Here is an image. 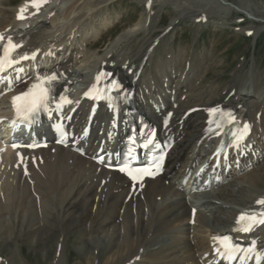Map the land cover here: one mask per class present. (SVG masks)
<instances>
[{"label":"bare ground","instance_id":"6f19581e","mask_svg":"<svg viewBox=\"0 0 264 264\" xmlns=\"http://www.w3.org/2000/svg\"><path fill=\"white\" fill-rule=\"evenodd\" d=\"M25 1L16 7L14 20L3 25L0 33L29 36L25 48L29 52L51 46L52 38L58 35L56 32L63 33L64 24L68 25L72 13L84 3L72 0L70 5L63 6V0H52L39 14L20 20L17 12ZM223 1L233 10L248 11L245 6ZM176 10L178 14L190 13L195 20L203 17L207 20L210 16L206 10L187 1H181ZM2 11L0 9V17ZM261 17L264 18V14ZM155 26L156 21L150 14L142 31L148 37ZM75 31L66 32L70 41L67 49L54 48L47 54L52 56L58 51V60L70 57L82 62L76 69L71 62L61 64L67 70L60 82L61 93L78 105L70 119L76 135L71 140L77 143L67 148L51 143L36 151L26 149L18 153L19 159L15 160L19 166L10 167V171L0 176V236L10 245L13 239L29 234L33 243L43 245L57 235L58 252L52 264H61L67 227L74 223L89 233L87 253L83 247L79 249L84 254L79 263L93 262L107 245L106 250L113 256L114 264H208L214 258L212 236L226 232L238 214L255 206L261 196L247 197L246 183L264 176V114L261 113L264 93H255V86L252 91H239L233 84L227 98L216 103L219 86L215 83L203 85L213 59L207 53L202 52L188 64L183 63L188 59L187 52L174 55L168 43L164 54L155 60L159 39L152 37L143 50L136 51L132 44L134 35L128 37V33L119 35L114 46L105 52L95 51L93 57L96 59L88 60L85 53L82 54L83 48L94 46L96 42L91 44V40H97L101 34L88 30L77 38ZM171 32L168 28L165 34ZM36 64L42 66L39 58ZM28 65L30 71L33 70L30 63ZM101 68L108 69L132 86L137 106L159 125L164 137L174 138L176 142L165 172L155 179H146L142 188L133 189L124 175L106 170L92 160L95 148L106 146L101 144L106 136L99 132L102 124L108 127L107 131L111 129L110 113L98 109L93 133L83 135L91 104L81 100L79 86L82 81L76 79L83 74L95 75ZM1 98L0 117L6 115L7 110L2 108L9 107L10 103L8 97ZM217 105L233 110L239 117L241 114L246 116L252 124L253 135L237 155L241 163L233 160L228 163L233 171L226 172V165L208 161L205 172L194 179L198 172V169L193 171L194 164L207 160L203 159L202 153L215 142L213 132L205 135L204 127L206 112ZM169 113L172 114L170 124L163 127ZM5 147L8 149L0 154V158L4 159L5 167H9L14 150ZM213 168L215 173L211 176L219 177L218 184L205 185ZM189 171L196 185L190 189L187 198L181 188V179ZM172 193L180 197L167 201ZM229 199L235 201L238 208L224 206L223 202ZM193 209L196 213L191 222ZM225 209L230 213L225 214ZM210 215L214 217L212 221L207 218ZM250 237L260 243L258 254L261 257L258 261L255 256L250 264H264V226ZM2 260L11 264L9 259L0 256Z\"/></svg>","mask_w":264,"mask_h":264},{"label":"rangeland","instance_id":"374dc122","mask_svg":"<svg viewBox=\"0 0 264 264\" xmlns=\"http://www.w3.org/2000/svg\"><path fill=\"white\" fill-rule=\"evenodd\" d=\"M22 1L0 0V9L3 10L0 17V28L14 20L16 7ZM63 1L65 2L63 5L68 6L72 0ZM82 1L84 3H80L81 6L72 13L68 25L67 23L64 24L63 33L59 35L60 31H58L56 32V35H58L52 38L51 49L59 47L67 49L70 41H68L66 32L68 30L73 31V29H76L77 38H79L80 33L88 30H95L97 34H101V37L97 40H91V44L96 42L94 46L89 47L90 49L83 48L82 54L85 53L88 60L96 59L93 57L95 51L103 53L107 48L114 46V41L121 34L129 33L128 37L134 35L132 44L136 51L143 50L153 38L155 40L159 39L155 60L159 59L161 54H164L168 43H170L174 55L181 56L183 52H187L188 59L183 63L188 64L191 59L199 57L202 52L213 58L207 76L203 80V85L209 86L215 83L219 86V94L215 97L216 103H220L221 99L225 100L227 98L225 95L229 93V88L233 84L238 87L239 91H252L255 86V93H264L263 21L248 18L243 12L233 10L231 6L217 2L218 0H151L150 8H147L145 4L150 0ZM181 1L192 3L210 13L207 22L197 23L188 12L178 14L176 7ZM230 2L231 5L240 4L245 6L248 10L245 12L252 13L251 15L256 19H264L261 17V14H264V0H230ZM237 8L239 7L237 6ZM150 14H152L153 20L156 21V26L152 34L147 37L142 29ZM70 25L71 28H69ZM169 27L172 29V34H165ZM108 28L110 32H108ZM249 28L254 30V34L251 37H245L244 32ZM106 32L108 33L105 34ZM262 106L264 108V103ZM6 149L8 148L5 147L4 151ZM212 151L211 148H207L206 151L205 147L202 153V156L205 155L203 159L209 160ZM5 164L4 161L3 166L0 163V176L10 171V167H15V164L18 165L16 160L15 163L9 162V167H5ZM202 164L203 162L198 163L196 169L199 170ZM246 186L249 188L247 197L262 195L264 193V176L256 177L255 180L247 182ZM178 196L172 193L167 197V201ZM189 197L190 195H187V198ZM223 204L224 206L228 204V206L238 208L236 202L230 199L223 202ZM229 213L230 211L225 209V214ZM207 218L211 221L214 219L213 215ZM67 230L68 235L63 251L64 258L62 257L63 263L61 262V264L115 263L113 256L110 253L108 254L106 250L107 245L103 246L102 250L98 252V258H94L93 262L79 263L84 256L79 249L83 247L84 253H87L86 244L88 243L86 239L89 237V233L84 232L80 225L74 223L68 225ZM97 234L101 235V233ZM30 237L31 235L24 234L13 239L11 244L8 245L6 240L0 236L1 258L9 259L11 264H24L25 262L27 264H52L58 252L57 235L47 239V242L43 245L33 243L32 237ZM0 264L8 263L3 260L0 261Z\"/></svg>","mask_w":264,"mask_h":264},{"label":"snow or ice","instance_id":"6c2138e0","mask_svg":"<svg viewBox=\"0 0 264 264\" xmlns=\"http://www.w3.org/2000/svg\"><path fill=\"white\" fill-rule=\"evenodd\" d=\"M40 6V0H31L30 5H25L21 8L20 14L18 15V19H25L24 12L28 7L35 8L37 11L39 10ZM6 40V43L3 46V55H0V72H3L6 68L12 67V65L19 62V60H25L29 57L27 55L19 56L18 58H13V53L15 51L22 47V44H17L13 42V38L11 36H8L7 38L4 37L3 34H0V42H3ZM31 58H35V53L32 54ZM19 71H23V69H19ZM110 73H103L101 72L97 76V82L100 81L101 77L110 76ZM58 77L55 73L45 77V78H38L41 82H38L36 84H33L32 87L24 93H21L15 97H13V105L16 109L17 117L22 122H27L29 126H31L32 123L38 121V116L41 113H46L49 117L52 115V105L55 106L57 110L62 109L64 104H71L72 101L68 99L63 94L59 95L57 98L56 95H54V88H53V82L57 81ZM122 86L119 84V82L115 79L111 80L110 83L107 85V88L105 89L106 93H109V95H104L103 98L108 99L111 101L112 97L110 96V93L113 89L119 90ZM96 90V86L94 85L92 89L89 90V92L85 93V96H88L93 99H99L100 94L93 95V92ZM210 112H217L218 109L212 108L209 109ZM171 115V114H169ZM225 117H227V120L229 123H232L236 120L235 115L228 111L226 113H223ZM13 126H16V121L12 122ZM56 129L61 132V135H63V127L61 124L55 125ZM250 130V126L245 123L243 125L242 130L237 132H233L232 136L234 137L233 143L237 144L244 139V137L247 135V133ZM87 133H85L86 135ZM154 132L151 133V136H154ZM60 142H63L62 140ZM153 143V140L151 138H148L145 143L143 144L144 148H147L150 144ZM16 147V145H13ZM159 147V145H156ZM110 155V154H109ZM129 156L134 158V149H130ZM100 161L103 162V157H99ZM154 163L142 168H131L127 162L121 164L119 166V171L126 173L133 181L140 180L142 181L145 176L147 177H154L157 175L162 168V162L164 160V155L161 154L159 157L153 158ZM140 187H143V184H140ZM258 204L264 205V199H261L257 201ZM259 217L257 214H247L242 213L240 217L238 218V224L241 222H246L244 226L238 228L237 230L242 232H249L252 230V228L257 224H264V212L259 214ZM216 241L220 243V247L216 248L217 253L222 256L223 258L227 259L229 262L236 260L239 258L241 260V264H244L245 259L249 258L253 253H255L256 249V242L253 241L251 246L247 248H243L238 244H235L232 242L231 238L228 236L225 237H214ZM242 253V255H240ZM261 257L258 253H256V259L259 261Z\"/></svg>","mask_w":264,"mask_h":264}]
</instances>
